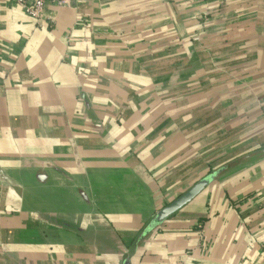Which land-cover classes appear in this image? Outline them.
I'll use <instances>...</instances> for the list:
<instances>
[{"label": "crops", "instance_id": "crops-1", "mask_svg": "<svg viewBox=\"0 0 264 264\" xmlns=\"http://www.w3.org/2000/svg\"><path fill=\"white\" fill-rule=\"evenodd\" d=\"M260 149L264 0L48 3L39 23L0 0V264H121L158 210ZM135 264H264V159Z\"/></svg>", "mask_w": 264, "mask_h": 264}, {"label": "water", "instance_id": "water-1", "mask_svg": "<svg viewBox=\"0 0 264 264\" xmlns=\"http://www.w3.org/2000/svg\"><path fill=\"white\" fill-rule=\"evenodd\" d=\"M77 2L78 0L74 1L72 6L76 5ZM225 11L226 4L223 2L219 17V26L223 25L224 23L226 18ZM261 159H264V149L257 150L253 153L240 157L235 161H231L225 165L213 169L206 176L196 181L176 199L155 213L151 220L141 230L140 234L133 242L131 248L127 250L122 256L121 264H135L136 259L141 255L148 242L163 228V226L169 220L177 216L180 212L200 198L214 185L221 182L229 174ZM0 178L7 179V176L1 169Z\"/></svg>", "mask_w": 264, "mask_h": 264}, {"label": "built area", "instance_id": "built-area-1", "mask_svg": "<svg viewBox=\"0 0 264 264\" xmlns=\"http://www.w3.org/2000/svg\"><path fill=\"white\" fill-rule=\"evenodd\" d=\"M28 16L36 22L44 18L46 6L48 3L59 7H72L76 0H13Z\"/></svg>", "mask_w": 264, "mask_h": 264}]
</instances>
